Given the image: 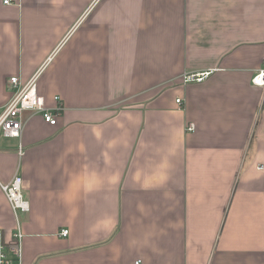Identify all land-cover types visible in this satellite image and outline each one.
<instances>
[{
	"label": "crops",
	"instance_id": "crops-1",
	"mask_svg": "<svg viewBox=\"0 0 264 264\" xmlns=\"http://www.w3.org/2000/svg\"><path fill=\"white\" fill-rule=\"evenodd\" d=\"M43 64L57 123L0 136L23 264H264V0H0V108Z\"/></svg>",
	"mask_w": 264,
	"mask_h": 264
},
{
	"label": "built area",
	"instance_id": "built-area-1",
	"mask_svg": "<svg viewBox=\"0 0 264 264\" xmlns=\"http://www.w3.org/2000/svg\"><path fill=\"white\" fill-rule=\"evenodd\" d=\"M16 0H3L5 5L13 4ZM45 64L38 69L31 78L26 81H20L19 77H11L10 89L13 92L11 99L7 104L0 108V136L12 137L21 139L27 118L24 117L25 112L36 115L40 114L45 121L55 125L57 117L63 111V104L59 96H55L51 104H47L45 98L39 93L38 81L43 72ZM210 71L189 72L183 74L185 83L201 82ZM254 86L264 87V67L259 68L252 77ZM181 103V99H177ZM196 126L194 123H189L188 131H194ZM19 152L24 154L23 147L20 146ZM260 169H264L261 165ZM23 178L19 174H15L12 180L8 183H1V187L11 205L13 212L18 220V211L29 212L30 201L25 198L23 191ZM18 222V221H17ZM69 230H62V235L67 236ZM23 233L19 224L16 232L13 233L12 240L8 241L5 232L0 228V264H23ZM135 264H142L141 260Z\"/></svg>",
	"mask_w": 264,
	"mask_h": 264
}]
</instances>
